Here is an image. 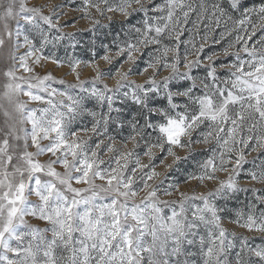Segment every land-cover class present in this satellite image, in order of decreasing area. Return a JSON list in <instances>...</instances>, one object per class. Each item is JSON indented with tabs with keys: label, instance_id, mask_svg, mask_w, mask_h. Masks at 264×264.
Wrapping results in <instances>:
<instances>
[{
	"label": "snow or ice",
	"instance_id": "obj_1",
	"mask_svg": "<svg viewBox=\"0 0 264 264\" xmlns=\"http://www.w3.org/2000/svg\"><path fill=\"white\" fill-rule=\"evenodd\" d=\"M0 264H264V0H0Z\"/></svg>",
	"mask_w": 264,
	"mask_h": 264
},
{
	"label": "rangeland",
	"instance_id": "obj_2",
	"mask_svg": "<svg viewBox=\"0 0 264 264\" xmlns=\"http://www.w3.org/2000/svg\"><path fill=\"white\" fill-rule=\"evenodd\" d=\"M41 2H43V0H41ZM54 2H58V0H54ZM80 26H86V22L85 21H81L80 22ZM48 67L54 72V74L57 77H64V78H66L68 80L72 79L71 76L67 75V73L69 71L67 67L54 68L51 65H49ZM81 72H82V78H87L90 75V73H91V69L82 68ZM253 155H255V154H253ZM248 159H249V161H251V156ZM252 166L253 165L251 164V162H249L248 164L245 165V168H251ZM218 175L223 177V174H218ZM213 183L214 182L205 181V184H207L208 188L213 187ZM242 183H243V181H242ZM180 190L181 191H191V190L202 191L204 189L199 186V182L198 181L190 180V181H188V183H184L183 182V178H182L181 181H180ZM241 199H244V195L243 194H241ZM225 226L228 227L229 230H235L237 233H244L245 232L244 229H241V228H239V227H237V226H235L233 224L227 223V221L225 222Z\"/></svg>",
	"mask_w": 264,
	"mask_h": 264
},
{
	"label": "trees",
	"instance_id": "obj_3",
	"mask_svg": "<svg viewBox=\"0 0 264 264\" xmlns=\"http://www.w3.org/2000/svg\"><path fill=\"white\" fill-rule=\"evenodd\" d=\"M77 3H79V0H77ZM181 179H182V177H181Z\"/></svg>",
	"mask_w": 264,
	"mask_h": 264
}]
</instances>
